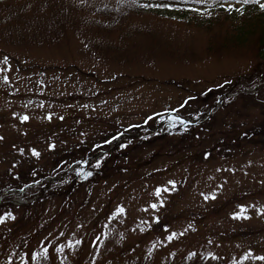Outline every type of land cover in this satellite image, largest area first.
Listing matches in <instances>:
<instances>
[{
	"label": "rangeland",
	"instance_id": "obj_1",
	"mask_svg": "<svg viewBox=\"0 0 264 264\" xmlns=\"http://www.w3.org/2000/svg\"><path fill=\"white\" fill-rule=\"evenodd\" d=\"M216 1L24 0L0 36V264H264V62L226 45L232 16L157 6Z\"/></svg>",
	"mask_w": 264,
	"mask_h": 264
},
{
	"label": "trees",
	"instance_id": "obj_2",
	"mask_svg": "<svg viewBox=\"0 0 264 264\" xmlns=\"http://www.w3.org/2000/svg\"><path fill=\"white\" fill-rule=\"evenodd\" d=\"M24 0H0V36L4 35L8 28L11 26H19L22 25V13L24 12L25 5L23 4ZM264 2V1H263ZM255 11H251L249 14L242 13L243 11L234 12L232 14L234 29L230 35H227L228 40H224L227 46H243L248 42H252L254 48L255 58L259 59V62H264V10L259 8V5L255 7ZM228 11L232 12V9H228ZM102 13V12H100ZM25 22H27V17L23 18ZM57 19V18H56ZM205 23V20L203 21ZM18 40V38L13 39ZM262 127L261 129H257V136H259L260 143H264V112L262 113ZM198 126H193V128H198ZM257 127H254L253 131L256 130ZM199 130V129H197ZM223 139H219V145L222 147H226L228 145L234 144L240 140H245V137H249L246 134H233L228 137L222 136ZM218 140L215 144V148H219ZM211 151L208 150L204 153V158H209L211 156ZM202 155V157H203ZM189 157V156H188ZM95 173H98L97 169H92ZM78 185L79 183H75ZM75 188L74 184L67 190L66 195L69 197V194ZM55 189V188H54ZM54 194L51 191L48 193H44L41 196V199H47V197L51 198ZM40 201V200H38ZM1 207V206H0ZM27 208V206L25 207ZM9 207H5L4 211H9Z\"/></svg>",
	"mask_w": 264,
	"mask_h": 264
},
{
	"label": "snow or ice",
	"instance_id": "obj_3",
	"mask_svg": "<svg viewBox=\"0 0 264 264\" xmlns=\"http://www.w3.org/2000/svg\"><path fill=\"white\" fill-rule=\"evenodd\" d=\"M196 2H197V3H203L204 0H196ZM239 2H240V4H241V7H243V5H245V4L249 3V2L258 3L259 8H260L261 10H264V2H260V0H239ZM157 6H158V7H170L171 5H157ZM222 6H223V5H222ZM226 8L230 10V9L233 8V5H232V4H227V5H226ZM236 10H237V11H240V9H236ZM6 59H7V58H5V60H6ZM5 79H6V78H5ZM21 119H22V120H27L28 117H27V116H24V117H21ZM32 152H33V155H39V153L36 152L35 149H33ZM169 183L171 184V183H174V182L169 181ZM164 190L167 191V189H164ZM160 192H161V189H160V188H157V189H156V194L159 195ZM152 207L155 208L156 205L153 204ZM244 210H245V209H244V206H240V213H233L234 218H240V217H241V214L244 212ZM116 211H117L118 213H122V212L124 211V209H123V208H117ZM115 214H116V213H114L113 215H115ZM244 218H246V217H244ZM2 220H3V217H0V221H2ZM174 235H175V234L173 233L172 235H170V236L168 237V239H172ZM77 243H78V242H77ZM47 251H48L47 249H41V252H40V253H33V255H32V259L35 260V259L37 258V256L45 255V254L47 253ZM190 255H192V253H190ZM209 255H211V254H209ZM254 259H261V260H264V257H254Z\"/></svg>",
	"mask_w": 264,
	"mask_h": 264
}]
</instances>
